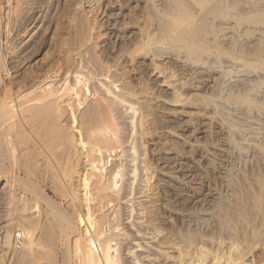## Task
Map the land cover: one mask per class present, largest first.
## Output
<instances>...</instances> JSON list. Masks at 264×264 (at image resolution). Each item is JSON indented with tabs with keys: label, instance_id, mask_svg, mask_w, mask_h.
I'll list each match as a JSON object with an SVG mask.
<instances>
[{
	"label": "rangeland",
	"instance_id": "obj_1",
	"mask_svg": "<svg viewBox=\"0 0 264 264\" xmlns=\"http://www.w3.org/2000/svg\"><path fill=\"white\" fill-rule=\"evenodd\" d=\"M9 2L0 10V94L5 86L25 93L53 71L57 86L83 74L90 90L74 106L78 120L96 98L117 117L119 143L104 166L118 172L105 215L120 264L187 263L199 249L232 250L244 254L243 264H264V0H23L16 9ZM101 60L112 66V88L123 102L103 92ZM42 133L28 145L33 152ZM43 165L37 184L59 202ZM48 207L40 200L23 215L41 219ZM3 214L0 264H11L1 263L10 245L4 230L17 221ZM56 224L35 233L54 244ZM24 237L15 239L18 250ZM44 248L48 257L61 250Z\"/></svg>",
	"mask_w": 264,
	"mask_h": 264
},
{
	"label": "bare ground",
	"instance_id": "obj_2",
	"mask_svg": "<svg viewBox=\"0 0 264 264\" xmlns=\"http://www.w3.org/2000/svg\"><path fill=\"white\" fill-rule=\"evenodd\" d=\"M22 1L12 0L13 8H18ZM3 4H5L4 0H0V10L4 6ZM178 19L181 21L179 17ZM179 20H176V24ZM183 22L185 21H182V24ZM28 26L29 23H24L18 32L20 33ZM65 44L67 45V42ZM144 44H146V40ZM68 49L69 47L65 49L67 52L65 58L69 63ZM2 65L3 57L0 53V70ZM99 65L100 75L107 81V83L104 80L101 82L103 92L113 100L123 102L124 96L115 93L112 88L116 80L110 79L109 72L112 66L104 60H101ZM57 76V73L54 74L53 71L45 78L47 81H42L43 84H34L35 87L32 85L24 91L25 93L14 94L8 86H5L0 94V181L4 180L8 186V191L0 192V211H3V216L17 221L14 227L4 230L3 242L5 245L10 244L11 247L8 246V255L2 254L1 263L5 260L8 263L11 260V264H48L45 262L46 260L51 264H120L119 254L113 249L115 244L112 245V235L106 234L109 217H106L107 214L105 215V208L111 205L112 194L117 185L118 172L113 170L107 172L104 166L105 155L108 153L110 155L119 143L117 117L115 118L106 104L101 103L102 99L96 98L97 103L87 107L78 120L74 106L78 108L86 100V92L89 94L90 89L85 81L87 77L85 76L83 80V74L75 73L70 81L67 77H63L64 79H61L62 82L57 86L53 83L54 80H49V78ZM96 92L94 90V93ZM128 106L132 111L135 109L132 104ZM66 111H69L67 119L64 118ZM64 121L68 122V127ZM49 128H55L56 138L52 134L53 130ZM47 130L52 131V138ZM42 132L45 134L41 137V141L44 138L43 143H35L33 152L28 145L32 140H36V137ZM20 145L24 147L22 148V176L16 174L14 167L17 162L16 149ZM49 145L55 148L49 149L47 147ZM32 160L36 161L35 168H30ZM41 165L46 169L50 168V171L52 170L50 177L56 178L55 181H53L54 179L52 181L50 179V181L56 182L54 190L59 196V202L49 199L51 196H47V189H43L46 184L44 187L37 184L39 181L37 169H41ZM33 178L35 179L33 180ZM40 200L45 201L49 206L44 212L40 211L42 212L41 215L39 214V217L42 216L41 219L37 218L38 216L23 215V212L27 210L38 209ZM61 202L66 203L64 205H67V209L62 206ZM55 221L57 232L54 244H51L49 239L43 238L42 230L37 233L35 231L42 228L47 222ZM22 235L25 236L24 244H22L25 246L18 250L15 239ZM47 245H55L61 250L56 249L55 255L48 257L47 252L42 250ZM231 247L237 248L234 244ZM231 247L229 249H232ZM228 252L227 254L224 252V254L221 251L211 253L209 251V257H207L208 254L205 255L204 251L199 249L195 255L190 254L189 262L182 261L180 264H243L244 254L239 256L232 254L233 251L232 253Z\"/></svg>",
	"mask_w": 264,
	"mask_h": 264
}]
</instances>
